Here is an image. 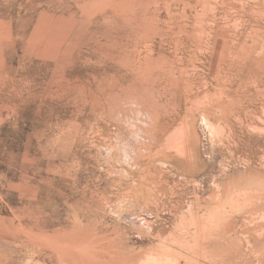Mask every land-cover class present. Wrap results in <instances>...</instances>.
Returning <instances> with one entry per match:
<instances>
[{"label":"rangeland","instance_id":"374dc122","mask_svg":"<svg viewBox=\"0 0 264 264\" xmlns=\"http://www.w3.org/2000/svg\"><path fill=\"white\" fill-rule=\"evenodd\" d=\"M0 264H264V0H0Z\"/></svg>","mask_w":264,"mask_h":264},{"label":"clouds","instance_id":"9594fccd","mask_svg":"<svg viewBox=\"0 0 264 264\" xmlns=\"http://www.w3.org/2000/svg\"><path fill=\"white\" fill-rule=\"evenodd\" d=\"M143 143H144V142L141 141V144H143ZM138 155H139V153L137 152V153H136V158H137ZM128 159H129L130 162H135V161H136V160L133 161V158H132L131 156H129Z\"/></svg>","mask_w":264,"mask_h":264}]
</instances>
